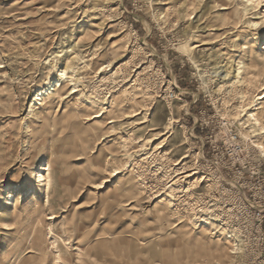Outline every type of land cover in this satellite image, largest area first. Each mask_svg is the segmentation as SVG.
Returning a JSON list of instances; mask_svg holds the SVG:
<instances>
[{"label": "rangeland", "instance_id": "obj_1", "mask_svg": "<svg viewBox=\"0 0 264 264\" xmlns=\"http://www.w3.org/2000/svg\"><path fill=\"white\" fill-rule=\"evenodd\" d=\"M244 5L0 0V264H264V7ZM177 164L198 175L172 186Z\"/></svg>", "mask_w": 264, "mask_h": 264}, {"label": "bare ground", "instance_id": "obj_2", "mask_svg": "<svg viewBox=\"0 0 264 264\" xmlns=\"http://www.w3.org/2000/svg\"><path fill=\"white\" fill-rule=\"evenodd\" d=\"M243 2L245 3L244 6H245V9L246 10H249V9L252 10V9H255V8H259V7H264V0H243ZM263 19H264V17H263ZM205 45H207V44L204 42L202 44V46H205ZM185 48L187 49L188 52L192 50L191 49V46H185ZM235 65H236V69L232 71L233 74L230 75L232 72H231V69H228L227 70V75H226V76H230L231 87H233V88L234 87H237L239 84H243V82H244L243 79H244V75H245L244 74L245 73V67H247V66H245L246 64H244L243 61L242 62L235 63ZM66 76H67V71L66 70L62 71L61 72L62 79H64ZM75 89H76V87H74V91L72 92V94H75V93L78 92ZM222 89H224V86H221L220 87V90H222ZM45 94L46 93H41L39 95L40 101H44L46 99V98H43V96ZM263 100H264V91H263L262 95L261 96L259 95V97H258V101H263ZM257 110H260V111L258 113H251V114H249L250 115L249 117L252 118V120L254 121V125L255 126H257V127L263 126L262 129H264V119H263V117H264V106H262L260 108L258 106V108L255 111H257ZM102 116H103V113L102 114L100 113L98 115L93 116V119H99ZM112 123L113 122L110 121L108 124H112ZM172 132H173V126H172ZM176 166H179L180 168L176 170L175 177L172 180V182L174 181L173 184H172V186L176 185L177 183H179V184L182 185L183 182L189 184L190 183V180L193 179L194 177H196L198 175V172L196 171L197 169H195V168H190L187 165L180 166V164H177ZM48 167H49L48 164L47 165H44V166H41L37 171L44 174L45 172H49V168ZM49 179H50L49 173H48L47 176L40 175L39 176V182L41 184V187L44 186V185H46L45 183H49ZM200 181H202V180H200ZM179 188H181V187H179ZM13 204H14V200H13V196L11 195L10 196V199H9V202H8L7 205H13Z\"/></svg>", "mask_w": 264, "mask_h": 264}]
</instances>
